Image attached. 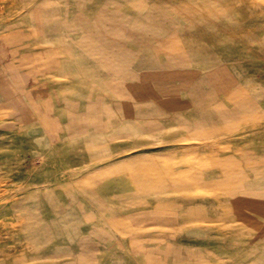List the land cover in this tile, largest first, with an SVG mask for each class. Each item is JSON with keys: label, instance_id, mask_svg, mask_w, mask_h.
<instances>
[{"label": "rangeland", "instance_id": "rangeland-1", "mask_svg": "<svg viewBox=\"0 0 264 264\" xmlns=\"http://www.w3.org/2000/svg\"><path fill=\"white\" fill-rule=\"evenodd\" d=\"M0 264H264V0H0Z\"/></svg>", "mask_w": 264, "mask_h": 264}]
</instances>
